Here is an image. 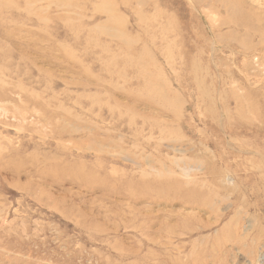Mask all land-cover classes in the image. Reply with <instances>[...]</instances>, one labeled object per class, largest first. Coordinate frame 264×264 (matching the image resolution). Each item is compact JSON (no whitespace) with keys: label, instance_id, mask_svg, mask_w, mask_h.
Wrapping results in <instances>:
<instances>
[{"label":"rangeland","instance_id":"rangeland-1","mask_svg":"<svg viewBox=\"0 0 264 264\" xmlns=\"http://www.w3.org/2000/svg\"><path fill=\"white\" fill-rule=\"evenodd\" d=\"M0 264H264V0H0Z\"/></svg>","mask_w":264,"mask_h":264},{"label":"bare ground","instance_id":"bare-ground-1","mask_svg":"<svg viewBox=\"0 0 264 264\" xmlns=\"http://www.w3.org/2000/svg\"><path fill=\"white\" fill-rule=\"evenodd\" d=\"M226 3V2H225ZM235 11V10H234ZM248 12V11H247ZM249 15V14H248ZM243 17V16H242ZM251 17V16H250ZM252 23V22H251ZM107 26V25H106ZM109 27H107V29H108Z\"/></svg>","mask_w":264,"mask_h":264}]
</instances>
